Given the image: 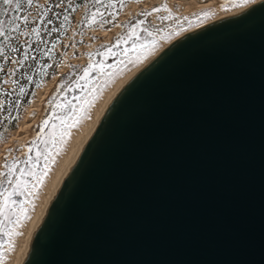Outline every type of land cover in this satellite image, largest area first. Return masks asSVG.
<instances>
[{
    "label": "water",
    "instance_id": "1",
    "mask_svg": "<svg viewBox=\"0 0 264 264\" xmlns=\"http://www.w3.org/2000/svg\"><path fill=\"white\" fill-rule=\"evenodd\" d=\"M24 264H264V0L126 83Z\"/></svg>",
    "mask_w": 264,
    "mask_h": 264
},
{
    "label": "rangeland",
    "instance_id": "2",
    "mask_svg": "<svg viewBox=\"0 0 264 264\" xmlns=\"http://www.w3.org/2000/svg\"><path fill=\"white\" fill-rule=\"evenodd\" d=\"M74 1L75 0H72V3ZM154 1H158V3L144 4V0H141V2L139 3L129 2L121 10H117L119 14L115 15V18L105 14V18L111 20L112 22L109 24H105L103 28H100L99 24H93L89 28L84 29L82 31V28L80 27L81 17L87 12H89L90 8L93 6L92 0H82L81 4L75 7L76 10L73 15H69L67 13V9L65 8V6L68 4V0H63V2L62 0H35V3H39V5L41 6L47 3L46 9H50V11L47 12L44 11L43 17H41V21L38 25L42 29L41 38L43 42L38 41L35 34L19 35V33L17 32H9L10 38L9 39L4 38L2 41L1 49H3V51L0 52V64L8 62V68L6 70L5 75L2 78H0V82L3 81V86H2L3 91L0 94V100L6 101L5 108L0 109V128H2L5 125V122L8 120L12 110L15 109V104L8 101L9 98L11 97V94L22 82L27 81V77H29V74L31 73L33 67L38 62V58L40 57V59L43 60L42 55L47 50L48 48L47 46L49 42L55 37V35L59 33V32H49L44 29L50 30L53 27L60 29L61 26L63 25L65 16H69L68 27L66 28L65 35L61 38L59 43L55 44V47L52 50L53 57L52 60L49 62V65H51V67L47 68V72L44 74L43 79H44V83L48 82V80L51 81L54 75L56 74L59 75L61 73H64L61 72V70H65V77L62 82L63 84H65V88L59 89V85H58L56 92L52 95V97L55 95L56 99L61 104H65L70 98L74 97L73 95L77 93V91H79L78 95H76V98L72 102L73 105H79L81 101L77 99V97H84L88 95L89 88L92 87V85L98 81L99 74L96 73L92 78L89 79V84L87 87L76 86L72 92L71 97L64 96V94H66V92L68 91L67 85L72 84L73 86L75 84L74 81L80 79V77L82 76L83 69L88 67L89 63H88V59L86 58V55L88 54L94 55L92 57V60L98 58L96 57V53L105 49L106 46H112L115 43V40L120 35H123L128 31V27L130 24L136 23L140 19H144L145 24L143 25V27H147L153 32V35L157 40V46L155 48V50H157L165 43L172 41L179 34H181L182 32H184L185 30L191 27L208 23L223 15H227L228 13L233 12V10L235 11L241 6H245V5L234 4L231 2V0H215L213 5L208 8H204L197 12L196 11L184 12L182 10L181 5L176 2H170V0H154ZM257 1L258 0H255V2ZM164 3H167V6L171 9V14H169L168 12L160 11L158 13H153L151 16L141 15L142 12H150L153 8H159ZM58 4H62V6L56 7V5ZM131 4H134L135 6L129 7ZM126 9H128V15L126 16V21L119 23V19L121 18L122 13L126 11ZM38 10L39 7H37L36 4H34L33 7L31 8L25 7L21 15H26L28 13H31V18L27 25H24L22 22H20L21 23L20 31L22 32L30 31V29L34 25V20L36 18L35 13ZM204 12H210L211 14L205 17L202 15ZM57 13H59L58 18L55 15ZM169 15L170 18L168 20L159 19V17L169 16ZM185 17H187L188 19L185 20L184 19ZM48 19H52L53 24H46V21ZM42 21L44 23H42ZM116 25H121V26L118 28L117 32H113L112 29L116 27ZM107 29H110V31ZM141 36L146 37L145 43H148L152 39V37H147V33H141ZM131 45L132 42L129 41L126 44H122L119 47L113 48V51L116 53H123V50L125 48H130ZM14 49H16V51H14ZM101 57H102L101 60L104 61L106 60L107 62H111L110 64H114L116 62V61L112 62L113 58L115 59L119 58L116 56H109V57L101 56ZM148 57L149 56H147V58ZM145 60L146 59H143L140 62V64L138 63L135 66H130L129 71H126L122 75L116 77L114 81L111 82L105 89L108 90L114 87V85H117L119 82L125 79L133 71V69H135V67L137 68ZM17 61H20L21 63L18 64ZM5 81L7 82L5 83ZM80 83L84 84L85 82L81 80ZM52 97L49 100H51ZM27 110L26 111L24 110L25 113L27 112ZM51 112H52V108L48 106V101L46 102V107L41 106L40 111L33 112L35 113V115H37V119L34 126L31 129L32 131L31 134L29 135L30 136L29 142L32 140L33 136L35 135V132L40 131L38 126L42 123L43 119L51 115ZM25 113L23 115L22 120L24 119ZM22 120L20 121V123L22 122ZM20 123L18 127L20 126ZM57 124H59V121L52 119L49 122V125L45 127L44 133L47 134L53 131L54 130L53 126ZM13 133L14 132L12 133L7 132L4 139L0 141V154H2L0 155V166H2L1 164L4 160L6 159L10 160V157H11V161L17 157L21 160L26 158V152L24 154H22V152L25 151L24 146L28 145L29 142L27 144H22L23 142L21 139H15L13 142H10V147L8 148L9 150L11 149L12 151L10 155L8 154L9 153L8 152L7 153L8 155L5 156V151L7 149L5 148V145L9 143ZM30 155L35 156V152L30 153ZM39 163H40V167L42 168L43 160H41ZM28 179L30 180L31 178L29 177ZM15 199L18 200L23 198L15 197ZM36 200L37 202H39L40 198L39 200L38 198H36L34 201L36 202ZM23 228L24 225L20 230L21 232L23 231ZM4 239L6 240V238ZM14 239H15V246L13 250L6 253L7 259L3 261L2 264H14L13 263L14 259H12L14 257L12 256V254L15 251L17 243L21 242L20 241L21 235L15 237ZM17 240L18 242H16ZM0 251H3V249H0Z\"/></svg>",
    "mask_w": 264,
    "mask_h": 264
},
{
    "label": "snow or ice",
    "instance_id": "3",
    "mask_svg": "<svg viewBox=\"0 0 264 264\" xmlns=\"http://www.w3.org/2000/svg\"><path fill=\"white\" fill-rule=\"evenodd\" d=\"M129 2L139 3L141 0H92L95 11L91 12L88 17H85V20L82 22L87 23L89 26L99 24L100 28H103L105 24H109L112 21L105 18V12L101 11V8L110 10L107 11V15L115 18V15L119 14L116 11L117 4H119L120 8H123ZM231 2L238 5H248L255 3V0H231ZM34 4L35 0H0V37L9 39V32H17L19 35L35 34L37 40L43 42L41 38L42 29L39 26L32 27L28 32L20 31V22L27 25L30 21L31 13L26 15L18 14L22 13L25 7L31 8ZM36 6L39 7V5ZM61 6L62 4L56 5V7ZM68 7L72 8L73 12L76 10L72 7V0H68ZM47 11H50V9H45V12ZM160 11L171 14V9L167 6V3H164L161 7L153 8L150 12H142L141 15L151 16L153 13ZM210 14V12H204L202 15L207 17ZM55 15L57 18L59 17V13ZM6 16L9 17L7 24L4 20ZM169 18L170 15L159 17L162 20H168ZM184 19L187 20L188 18L185 17ZM63 22L65 24L68 23L69 16H65ZM42 23L44 22L42 21ZM46 24H53V20L48 19ZM144 24V19L130 24L128 31L120 35L112 46H106L104 51L97 53L104 57H119L114 64L100 63L97 65L96 62H90L88 67L83 69V74L80 79L74 81L78 87H87L89 78L93 72L99 74V79L89 88L88 95L77 97L81 101L79 105H73L71 101L61 104L54 95L48 101V106L52 108L51 115L43 119L42 123L38 126L40 131L35 132L29 144L24 146L26 158L21 160L17 157L12 161H7L6 159L5 163L0 166L2 168L0 170V249H3V251H0V264L7 259L6 253L13 250L15 246L14 238L23 234L20 229L23 227L24 222L31 218L30 212L35 206L34 197L38 195L39 190L44 185L51 171V166L56 163L57 156L66 147L68 139L72 134L71 130L74 127H79L80 123L90 116V110L104 88L113 82L116 77L129 71L130 66L137 65L155 50L157 40L149 28L143 27ZM120 26L117 25V27ZM44 30L60 32V29L56 27L50 30ZM107 30L110 31V29ZM141 33H147V37H152V39L148 43H145L146 37H142ZM129 41L132 42V45L130 48H125L123 53L113 51V48L126 44ZM52 44L55 47L56 42L52 41ZM2 51L3 49H0V52ZM48 51H51V49ZM89 58L91 59V55ZM17 63L19 64L21 62L17 61ZM46 67H51V65H46ZM27 79L32 80V77L29 76ZM81 80L85 81V83L81 84ZM36 87H40V85L37 84ZM64 88L65 84L62 83L59 85V89ZM67 90H72V84L67 85ZM2 91L3 89L0 88V92ZM20 91L24 93L23 86ZM5 104V100H0V109L5 108ZM34 115L35 113H33ZM12 119L19 121L21 117L17 115L12 117ZM52 119L58 120L59 124L53 126V131L45 134L44 129ZM3 139L4 133L0 132V141ZM11 151L10 149L9 155ZM33 152H35V156L30 155ZM41 160H43L42 168L39 163ZM29 177L31 178L30 180L28 179ZM15 197H22L23 199L17 200Z\"/></svg>",
    "mask_w": 264,
    "mask_h": 264
},
{
    "label": "bare ground",
    "instance_id": "4",
    "mask_svg": "<svg viewBox=\"0 0 264 264\" xmlns=\"http://www.w3.org/2000/svg\"><path fill=\"white\" fill-rule=\"evenodd\" d=\"M215 0H170V2H176L181 5L182 10L184 12H193V11H200L204 8H208L213 5ZM261 0H258L259 2ZM255 2V3H257ZM158 1L154 0H144V4H157ZM254 4V3H253ZM253 4L241 6L240 8L236 9L233 12L228 13L227 15H223L215 20H212L208 23L191 27L181 34H179L175 39L172 41L165 43L159 49L154 50V52L149 55L146 60L139 65L137 68L133 69V71L121 82L117 85H114L111 89L106 90L105 88L101 92L99 98L96 100L95 105L90 110V116L84 119L79 127H74L71 131L72 134L68 139L66 147L62 151L61 154L57 156L56 163L51 166V171L49 172L48 177L46 178L44 185L39 190L38 195L36 198H40L39 202H35L34 209L30 212V219L24 222V228L21 235V242L17 243L15 251L13 252L12 256L14 258V264H24L25 259L28 255L30 246L32 241L35 237L37 229L46 214L48 208L54 201L55 197L57 196L59 190L61 189L64 181L66 180L67 176L69 175L70 171L72 170L77 158L79 157L80 153L84 149L86 143L90 139L91 135L95 131L96 127L108 111L110 105L121 91V89L128 83L139 71H141L146 65H148L155 57H157L162 51H164L167 47H169L172 43L178 40L180 37L187 35L193 31L201 29L207 25L215 23L227 16L234 15L240 13L250 7ZM135 6L131 4L129 7ZM128 15V9L122 13L121 18L119 19V23L126 21V16ZM117 25L112 29L113 32L118 31ZM101 34V32H100ZM140 64V63H139ZM61 72H65V70H61ZM124 76V75H123ZM58 74L53 76L51 81L43 83L36 92L34 99L32 100V104L29 106L27 112L25 113L24 119L20 123V126L17 130L13 133L12 137L10 138L9 143L5 145V148L10 147V142H13L15 139H21L22 144H27L29 142V135L31 134V129L34 126L37 115L33 116L34 111H40L41 106L47 96L49 94L50 89L53 87ZM125 77V76H124ZM122 79V78H121ZM115 84V83H114ZM80 104V103H79ZM21 143V142H20ZM25 151L22 152L24 154ZM2 155V154H0ZM34 198V200L36 199ZM21 230V229H20ZM20 239V237H19ZM18 242V240L16 241ZM11 261V260H10Z\"/></svg>",
    "mask_w": 264,
    "mask_h": 264
},
{
    "label": "trees",
    "instance_id": "5",
    "mask_svg": "<svg viewBox=\"0 0 264 264\" xmlns=\"http://www.w3.org/2000/svg\"><path fill=\"white\" fill-rule=\"evenodd\" d=\"M81 2H82V0H75L72 3V7L75 8L76 6L81 4ZM35 4L39 5V3H35ZM46 6H47V3L45 5H42V6L39 5V10L35 13L36 18L34 20V25L32 27H37L39 25V23L41 21V17H43V13H44V11L46 9ZM65 8L67 9V13L69 15H73L75 13V11L74 12L72 11V8L68 7V4L65 6ZM121 9L122 8H120L119 4H117L116 11L117 10H121ZM93 11H95L94 5L90 8L89 12H87L86 14H84L81 17L80 27L82 28V31L84 29H87V28L90 27L87 23H84L82 21H84L85 17H88L90 15V13L93 12ZM101 11H104L105 14H107V11H110V10H105L104 8H101ZM18 15H21V13L18 14ZM8 19H9V17H7V16L4 17V20H5L6 24H7ZM67 27H68V23L65 24L63 22V25L60 28V32L57 35H55V37L49 42V44L47 46L48 47L47 50L42 55L43 56L42 57L43 60H41L40 57L38 58V62L35 64V66L33 67L32 71H31V73L29 74V76L32 77V80H28L27 79V81L22 82L15 89V91L11 94V97L9 98L8 101H10L11 103L15 102V103H13V104H15V109L12 110L8 120L5 122V125L2 128H0V132L4 133V137L6 136L7 132L12 133V132H15V130L18 129V125H19L20 121L22 120L25 111L31 105L32 100L34 99V97L36 95V91L39 88V87H36V85L39 84L41 86L44 83L43 76L47 72V68H48V67H46V65H49V62L52 60V57H53L52 50H53L54 47H53L52 41H55L56 43H59L61 38L65 35V31H66ZM3 39H4V37H0V49L2 47ZM49 49H51V51H48ZM104 50L105 49H103L102 51H104ZM93 56L94 55H91V59H90L89 58L90 54L86 55V58L88 59V63L96 62L97 65L100 64V63H104V64H110L111 63V62H107L106 60L105 61L101 60L102 57L100 55H98L97 53H96V57H98V58H95L94 60H92ZM115 61H116V59L113 58L112 62H115ZM7 68H8V62L0 64V78H2L5 75ZM95 74H96V72L91 73L90 78H92ZM64 77H65V72L58 75L54 86L50 89L49 94H47V96H46V98H45V100H44V102L42 104L43 107H46V102L49 101V99L52 97V95L56 92V89H57L58 85H60L63 82ZM2 86H3V81L0 82V88H2ZM22 86L24 87V93H21V91H20ZM76 86L77 85L74 84L72 86V90L71 91H67L66 94H64V96L71 97L72 96V92H73V90H74V88ZM33 93H34V95H33ZM78 93H79V91H77V93H75L73 95L74 97L70 98L68 101H71V103H72L73 100L76 98V95H78ZM0 94H1V92H0ZM17 115H19L21 117V119L19 121L12 119V117H15ZM8 150H9V148L6 149L5 156L8 155L7 154L9 152ZM9 161H11V157H10ZM4 163H5V160L2 162L1 165H3ZM1 170H2V168H1ZM18 200H20V199H18Z\"/></svg>",
    "mask_w": 264,
    "mask_h": 264
}]
</instances>
